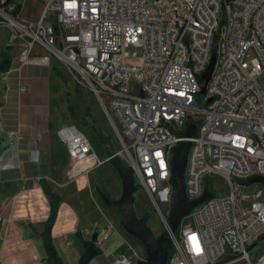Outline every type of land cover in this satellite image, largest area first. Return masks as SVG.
I'll use <instances>...</instances> for the list:
<instances>
[{
	"label": "built area",
	"instance_id": "built-area-1",
	"mask_svg": "<svg viewBox=\"0 0 264 264\" xmlns=\"http://www.w3.org/2000/svg\"><path fill=\"white\" fill-rule=\"evenodd\" d=\"M18 5L0 0V25L10 28L21 63H59L95 97L119 143L102 157L76 126L61 127L68 176L121 159L171 241L167 264H264V252H254L264 242V182L253 180L264 178V0H50L38 21L22 19ZM213 55L203 108L198 96ZM7 137L21 139L18 132ZM179 143H191L188 201L210 192L211 176L227 193L211 194L174 231L171 159ZM141 260L128 243L114 264Z\"/></svg>",
	"mask_w": 264,
	"mask_h": 264
},
{
	"label": "crops",
	"instance_id": "crops-1",
	"mask_svg": "<svg viewBox=\"0 0 264 264\" xmlns=\"http://www.w3.org/2000/svg\"><path fill=\"white\" fill-rule=\"evenodd\" d=\"M24 1L19 0L20 17L38 21L41 12L24 16ZM7 48H0L11 57L10 70L0 77V264H52L42 237L51 214L44 182L60 197L51 229L55 253L64 264H79L85 243L115 226L91 179H67V150L53 134L51 89L54 80L65 81L68 75L56 61L51 66L22 64L20 49ZM10 132L21 139L10 141ZM63 151L67 165L59 163ZM125 236V231L113 232L96 246L98 254L88 264H114L130 243Z\"/></svg>",
	"mask_w": 264,
	"mask_h": 264
},
{
	"label": "rangeland",
	"instance_id": "rangeland-1",
	"mask_svg": "<svg viewBox=\"0 0 264 264\" xmlns=\"http://www.w3.org/2000/svg\"><path fill=\"white\" fill-rule=\"evenodd\" d=\"M49 1L50 0H25L23 5L24 16L41 14L48 5ZM224 27L225 22H222L220 29L217 30V36H220L221 33L224 32ZM10 35V28L5 25H0L1 49H6L11 45ZM139 53L141 55V51H139ZM216 63L217 57L216 55H213L210 66L203 74V79L205 81L201 84L202 94L198 96L199 106L203 108L207 105V86L213 76ZM68 77L65 81H62L60 79L59 82H56L54 80V82L52 83L53 87L51 89V119L53 120V134L56 135L57 130L63 126L74 125L88 136V138L90 139L92 144L96 146L99 154L102 157L111 156L109 152H113V154H115L120 148L119 143L117 142L112 127L104 116L97 100L89 92L77 86ZM261 82L264 85V78L261 80ZM99 133L104 138L103 142L99 137ZM60 152L59 163L67 165V155L65 151H63L62 153ZM120 164L126 166L121 159H113L101 168L90 173L87 177L91 179L92 184L95 188V193L99 200L103 202V205L107 210L108 217L110 218L111 222L114 224L115 228L118 231L124 233V229L121 226V210L109 206L103 200L105 196L110 201H116L119 200L123 194L122 175L119 170ZM67 179L70 180L74 178L68 177ZM208 181L210 183V192L211 194H213V196L225 195L227 193V186L221 178L217 176H211L209 177ZM134 182L135 185H137V181L134 180ZM134 207L136 214L145 219L146 216L148 217V226L156 237L162 235L166 237V233L161 222L151 208V202L148 195L140 188L134 194ZM185 218V222L190 221L189 216ZM126 238L133 246H135L140 251L141 257L143 258V260H145L146 256L143 253V249L136 245L130 238ZM254 252H256L257 254L264 252V242L258 244Z\"/></svg>",
	"mask_w": 264,
	"mask_h": 264
},
{
	"label": "water",
	"instance_id": "water-1",
	"mask_svg": "<svg viewBox=\"0 0 264 264\" xmlns=\"http://www.w3.org/2000/svg\"><path fill=\"white\" fill-rule=\"evenodd\" d=\"M192 126H189L186 134L192 136L194 131ZM191 143H179L173 148V157L171 159L172 184L174 187L172 196V211L170 216V224L174 231L178 230L184 217L207 198L211 197L208 189L205 190L202 197L194 201H188L185 191V171L187 167L189 148ZM123 194L119 200L110 201L105 196L103 200L109 206L118 208L122 212L121 226L125 233L138 239L145 247L147 258L139 261L137 264H167L168 253L172 250V244L168 237L164 235L160 238L150 230L145 218L139 219L136 215L134 207V194L136 185L134 182L133 173L130 169L121 170ZM178 177V181L173 182V177ZM254 181L264 182V178H254ZM95 239L85 243L86 253L79 264H88L89 261L98 254L95 246ZM52 264H64L56 253L52 254Z\"/></svg>",
	"mask_w": 264,
	"mask_h": 264
},
{
	"label": "trees",
	"instance_id": "trees-1",
	"mask_svg": "<svg viewBox=\"0 0 264 264\" xmlns=\"http://www.w3.org/2000/svg\"><path fill=\"white\" fill-rule=\"evenodd\" d=\"M22 6L19 4L18 5V12L21 11ZM8 49V48H6ZM11 67V57L8 55V53L6 51H1L0 50V77L5 74L6 72H8L10 70ZM99 137L101 139V141H104L103 136L99 133ZM109 154L113 155V152H109ZM128 169L127 166H124L123 164L119 165V170L121 172V170H125ZM176 181H178V177L177 175L173 177V182L175 183ZM136 192L138 191V189L140 188L139 186L136 185ZM43 188L45 191L46 196L48 197L49 201H50V205H51V214L50 217L47 221L46 224V228L45 231L42 233V237L44 239V245L48 254V257L51 259L52 261V254L55 253V247L54 244L52 242V238H51V229L52 226L57 218V213H58V208L60 205V197L54 193L50 187L44 182L43 183ZM210 198V197H209ZM146 220L148 221V217L146 216ZM166 233V232H165ZM167 237V233L165 234ZM127 236L139 247H141L143 249V253L144 255L147 257L146 254V250L145 247L143 246V244L136 238L130 236L127 234Z\"/></svg>",
	"mask_w": 264,
	"mask_h": 264
},
{
	"label": "flooded vegetation",
	"instance_id": "flooded-vegetation-1",
	"mask_svg": "<svg viewBox=\"0 0 264 264\" xmlns=\"http://www.w3.org/2000/svg\"><path fill=\"white\" fill-rule=\"evenodd\" d=\"M137 215V217L139 218V219H143V217H141V216H139L138 214H136ZM157 239L158 238H160V236L159 237H156ZM170 255H171V251H169V253H168V261H169V257H170ZM147 258V257H146ZM168 263V262H167Z\"/></svg>",
	"mask_w": 264,
	"mask_h": 264
}]
</instances>
